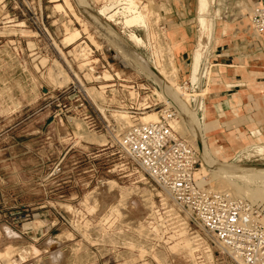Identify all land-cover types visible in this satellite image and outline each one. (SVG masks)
<instances>
[{
  "label": "rangeland",
  "instance_id": "1",
  "mask_svg": "<svg viewBox=\"0 0 264 264\" xmlns=\"http://www.w3.org/2000/svg\"><path fill=\"white\" fill-rule=\"evenodd\" d=\"M134 2L139 11L144 9V6L138 7L136 0ZM255 3L256 0H146L147 31L131 16L126 26L125 17L130 14L124 16V11L115 15L118 18H113L114 23L109 18L107 21L99 15L105 7L101 0H0V253L8 246L14 249L9 259L0 256L3 264H58L60 260L59 264H194L193 259L186 256L187 252L170 249L176 242L160 248L151 247L142 227L147 207L143 206L141 198L152 197L149 188L112 173L114 158L109 157L110 151L104 150L105 143H92L75 135L73 120L84 123L89 115L88 109L80 106L79 88L101 92L98 86H104L75 82L78 87H72L73 75L90 80L84 64L90 66L94 60L102 66L106 60L114 72L125 75L126 81L150 74L132 61L123 62L119 53L116 56L122 60H115L106 53L107 48L112 51L114 48L91 23L85 8L98 14L130 46H133L128 40L131 34L141 39L144 44L135 49L154 65L158 58L153 52L159 41L157 38L150 40L148 35L153 33L156 37L152 17L162 16L167 24L164 35L174 53L179 82L191 78L192 67L187 75L177 56L175 58L172 38L170 40L173 30L182 31L175 35V40L184 42L183 38L188 37L193 50L200 49V54H196L193 82L204 56L203 50L232 56L225 62L231 68L217 66L208 80L202 120L191 103L188 107L194 123L198 121L196 124L200 125L199 137L195 132L192 134L196 138L193 145L201 157L199 172L207 171V176H200L215 187L217 178L211 176L212 166L264 167V101H255L253 94L254 85L264 91L260 85L264 82V67L261 70L257 64L264 59V52L255 53L250 49V44L258 38L251 21ZM114 13L110 10L111 15ZM65 26L81 33L80 40L73 45L63 44L69 31ZM79 44L99 52L93 59L84 60L75 53ZM54 64L68 76L66 85L57 86L48 77ZM229 70L233 74H229ZM216 73L225 76L216 78ZM179 82L176 87L180 86ZM212 82H244L236 95L240 104L229 102L233 97L226 96L213 101L209 96ZM62 90L68 91L57 97ZM256 131L260 135L254 134ZM95 135L107 139L105 133ZM200 146L207 148V154ZM109 182H115L118 189H108ZM233 184L235 191L230 194L234 198L264 205L262 184L257 187L254 180ZM122 190L136 191L123 205L119 203ZM5 228L14 236L6 235ZM195 232L207 243L196 251L194 258L199 264H237L203 232ZM50 241L58 242L53 251L47 247ZM30 247L39 253H34ZM56 251L64 253L53 262L52 253Z\"/></svg>",
  "mask_w": 264,
  "mask_h": 264
},
{
  "label": "built area",
  "instance_id": "2",
  "mask_svg": "<svg viewBox=\"0 0 264 264\" xmlns=\"http://www.w3.org/2000/svg\"><path fill=\"white\" fill-rule=\"evenodd\" d=\"M136 1L139 6L146 5V0ZM101 2L121 15L128 0ZM152 18L156 38L160 42L164 39L168 44L169 40L163 37L168 30L165 20L158 14ZM251 21L258 38L250 44V49L255 53L264 52V0L254 6ZM149 49L153 51L150 46ZM87 52L88 59H93L99 51L88 48ZM106 53L115 60L120 58L109 48ZM203 54L196 80L177 81L179 89L190 95L189 103L197 115L200 114L201 120L205 107L203 96L217 67L216 52L205 49ZM87 68L90 80L73 75L72 87H78L75 82L102 83L104 86H98L101 100H94L84 87L82 90L79 88L80 106L87 108L89 113L84 118V127L88 133L107 134L103 147L110 151L109 157L114 158L113 174L120 179L133 180V184L146 186L152 193L153 205L147 209L141 225L151 247L168 246L174 242L171 237L181 232L198 237L201 248L205 247L207 243L195 232L198 230L211 242L220 244L225 255L237 264H264V205L213 192L200 185L197 178L202 165L200 153L174 130L173 122L179 119L180 108L169 96L163 95L154 75L148 73L139 80L126 81L125 75L114 72L106 60L102 66L92 60ZM67 91L62 90L57 97ZM152 113L158 119L144 123L143 118ZM119 114L130 119L129 127L118 124L114 116ZM194 259L199 264L198 259ZM0 264H3L1 260Z\"/></svg>",
  "mask_w": 264,
  "mask_h": 264
},
{
  "label": "bare ground",
  "instance_id": "3",
  "mask_svg": "<svg viewBox=\"0 0 264 264\" xmlns=\"http://www.w3.org/2000/svg\"><path fill=\"white\" fill-rule=\"evenodd\" d=\"M134 1L128 0L126 5L123 7L125 9V10L123 9V11H124L123 15L127 16L126 13L130 14L129 16L125 17L126 23H127L126 26H128V22L130 20L129 17L131 16L133 19L136 18L138 21H140L143 24V27L148 31L149 25H148L147 14H149V12L146 11L145 6L143 7L144 9H142V11H139V9L137 8L136 3ZM68 6H69V4H68ZM203 6L205 7L204 4H203ZM60 7L61 6L57 5V8L60 9ZM138 7L140 8L139 4H138ZM85 12L89 13V15H90L89 18L91 19L90 20L91 23H93L98 28V30L103 34V38L105 36L108 39L110 45L112 46V48H114L113 51L116 52V54L117 53L120 54V56L124 60L123 62H125V63L127 62L126 64H129L128 61H132L133 63L137 64L138 67H140L145 72H150L152 75H154V77L156 78V80L158 81V83L162 87L163 95L169 96L175 103L178 104V106L180 108L181 119L175 120L173 122V128L183 139H185L189 144L194 146L193 144H195L194 142H196L195 141L196 138L192 134H194V132H195V136L197 138L199 137L198 135H200V134L198 133L199 132L198 130H199L200 125L196 124V123H198L196 118H195V120L197 122L194 123V119L192 118L193 116H191L192 114L190 115V112L188 111L189 110L188 107L190 108V105H189L190 104L189 103L190 102V95L184 94L179 89V87H176L177 86L176 85L177 74H176V69L174 67V53H173V50L171 49V47L164 41V39L163 40L161 39V42L158 40L159 41L158 47L157 48L155 47L156 49L153 52L154 53L153 55H155L158 58V61H157L158 63L156 65H153V64H151L150 61H147L145 58L143 59V57L140 56V53L135 49V47H140L144 44V43L142 44L141 39H139L136 35L131 34L130 38L128 40H129V42H131V44H133V46H130L126 41L122 40L119 37V35L114 31V29L99 16V15H101L102 17H106L107 21L110 19L111 22H114L113 18H115V15L119 14L118 12L114 13V15H111L110 14V8H108V7H103V9L101 11H99V15L92 12L91 9H89V7L85 8ZM150 18L151 17H149V19ZM96 19H97V21H96ZM153 21H154V19H153ZM152 25L154 26V24H152ZM67 26H65V28ZM152 27L150 29H152ZM97 28L95 31H97ZM66 29L69 31H67L68 34L66 35V37L63 41L64 45H66V46L67 45L68 46L73 45V44H75V42L80 40L81 33L78 30L73 29V28H70V29L66 28ZM123 29L125 30L128 28L123 27ZM84 30L86 32L87 29H84ZM128 30L132 31L133 28L128 29ZM100 35H98V37ZM148 37L150 38V40H151V38L153 40L156 38L153 33L149 34ZM163 37L166 39V35H163ZM90 40L93 42V44L95 46H98L96 41L94 40V38L90 37ZM29 46L32 47V44ZM75 49L77 50L75 52V53H77L76 54L77 57L84 58V60H88V52H87L88 47L87 46L82 47V44H79V45H77V48H75ZM42 62L44 64L47 63V61H45V60H43ZM87 64L88 63L84 64V66L87 67L88 66ZM48 77L57 86L58 85L63 86V85H66L68 83V76L64 73V71L57 64H54L52 66V68L50 69ZM106 77H108V76H106ZM88 92L94 100H101L102 99V93L101 92H98L95 89H89ZM181 97H184V98L182 99ZM194 115H195V113H194ZM114 117H115L116 121L118 122V124H121L122 126L129 127L131 125L130 119L124 114L115 115ZM157 119H158L157 115L155 113H152V114H147L143 118L142 121L144 123H147V122L156 121ZM73 125H74V129H75V135H77L79 137V139L80 138L85 139L87 141H90L92 143H97L100 145L106 143V138L104 136H97L95 134L88 133L84 127V124L81 123L80 121L73 120ZM196 132H197V134H196ZM202 146H204V145H202ZM194 147L196 148V146H194ZM205 148H201V146H200V150H202L203 153H206L207 148L206 149ZM196 149H198V148H196ZM203 160H205V159H203ZM209 163H210V161H209ZM213 165H215V164H213ZM210 172L212 174L211 176H215L217 178V183L215 184V187L212 186L211 184H209L208 182H206L205 178L200 176V175H203L204 177L207 176L206 169H203L201 172H199L197 174V178H198L199 183L202 187H204L210 191H213V192L226 193V194L232 196L231 194L235 191V189H233V187H232L233 182L236 183V182H242V181H246V180H254L257 187L261 184L264 187V167L252 166V167H238V168L234 167L233 168L231 166L230 167L224 166V168H218V167L212 166V167H210ZM106 185H108V189H110V190L115 189V188L118 189L117 184L115 182H109ZM108 189L106 191H108ZM135 192L136 191H130V190L129 191L128 190L123 191L122 190V193H120V195H119L120 196L119 203L122 205L125 204L126 198L129 195H131V193L136 194ZM108 193L110 194L109 191H108ZM142 195H144V194H142ZM145 197L144 196L141 197L142 203H143V206L145 208L147 207V209H149L153 205V201L151 199V196L146 195ZM119 211L120 210L117 209L116 213H119ZM94 213H95V211H94ZM263 219H262V223L264 225ZM38 225H39V223H38ZM5 232L7 233L8 236H14V233L8 228H5ZM67 237L69 238V236H65V238H67ZM71 237H72V235L70 236V238ZM58 239H59V237H58ZM171 239H173L174 242H176V243L172 247H170V249H172L174 252H183V251L187 252L188 254L186 256H190L193 259L194 264H196L194 257L196 256V251L199 250V245H200V249H202L201 248V242H200L201 239L199 240L198 237L191 236L187 232H181L178 235H174L171 237ZM66 240H68V239H66ZM57 243H55L54 241H50V242H48L47 247L51 251H53L56 249V246L58 245ZM213 244L216 245L217 248H219L225 252V249L220 244H217V243H213ZM32 247H30V249ZM30 249H29V252H32ZM4 250L5 251L1 250L3 252L0 253V256L2 258L9 259L11 254L14 252L13 247L8 246ZM32 250L36 254L39 253L38 250L35 248H32ZM61 251L60 252L56 251V252L52 253L53 262L58 261L62 257L61 255H63L64 251L62 253H61ZM34 253H32V254H34ZM59 263H61V260H60V262H58V264ZM55 264H57V263H55Z\"/></svg>",
  "mask_w": 264,
  "mask_h": 264
},
{
  "label": "crops",
  "instance_id": "4",
  "mask_svg": "<svg viewBox=\"0 0 264 264\" xmlns=\"http://www.w3.org/2000/svg\"><path fill=\"white\" fill-rule=\"evenodd\" d=\"M258 1H260V0H256L255 5L258 3ZM181 32H182L181 30L178 31V33H181ZM178 33H176V31H174V30L171 31V33H170V40L172 38V41H173L172 46H173L174 51H175V58L177 56L179 62L182 64V69L186 70L187 75H188V72H190V69L192 67L191 78L193 80V72H194L196 54L197 53L200 54V49L197 48L194 51L192 40L189 39L188 37H187V39L183 38L184 42H181V41L179 42L178 40H175L176 38H174V37ZM231 57L232 56H230V55L227 56L225 54H216L215 62H216V65L218 66V68L219 67L220 68H222V67L226 68V66L231 68V66L225 65L226 64L225 62L229 61L231 59ZM257 64H259V68H261V70H262L263 69L262 67H264V59L263 60L261 59V61ZM228 72H229V74H233L232 70H229ZM177 73L178 72L176 69V74ZM216 74H217L216 78H220L222 76H225L224 74L221 75L220 73H216ZM260 85L263 86V88H264V82H261ZM243 86H244V82H212L211 87H210L209 96L214 98V100L212 99L213 101L221 100L222 98L217 99V98H219V96L233 97L232 99H229V102L233 101V102H235L236 105L237 104L239 105L240 99L237 98L236 95H238L241 92V87H243ZM253 94L255 97V101H257L258 99H260L261 101H264V91L261 88L259 89L256 85H254ZM238 101H239V103H238ZM262 119H264V118H262ZM254 134L260 135V132L256 131Z\"/></svg>",
  "mask_w": 264,
  "mask_h": 264
}]
</instances>
